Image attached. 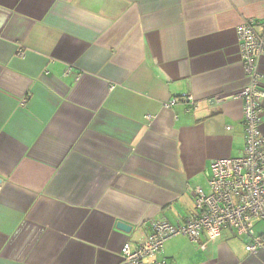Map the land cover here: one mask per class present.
Here are the masks:
<instances>
[{
	"label": "crops",
	"instance_id": "1",
	"mask_svg": "<svg viewBox=\"0 0 264 264\" xmlns=\"http://www.w3.org/2000/svg\"><path fill=\"white\" fill-rule=\"evenodd\" d=\"M246 19L264 34V0H0V264H126L152 222L195 215L245 149ZM246 245L178 236L157 260L264 264Z\"/></svg>",
	"mask_w": 264,
	"mask_h": 264
},
{
	"label": "built area",
	"instance_id": "2",
	"mask_svg": "<svg viewBox=\"0 0 264 264\" xmlns=\"http://www.w3.org/2000/svg\"><path fill=\"white\" fill-rule=\"evenodd\" d=\"M256 24L255 20L246 19L236 31L247 79L245 87L234 95L244 105L246 145L242 156L212 164L208 173L209 192L201 188L194 191L196 213L185 224L175 226L167 221H155L150 224L147 240L134 247L129 242L124 244L121 257L126 264H167L158 261L157 256L169 240L184 236L197 242L205 236L208 242H215L223 230L245 237L246 250L252 255L264 248L263 238L256 233V226L264 221V135L261 132L264 89L259 70V60L264 56V34L257 33ZM181 101L195 105L196 99L185 94ZM177 103L173 99L165 107L172 108ZM201 248L206 249V244Z\"/></svg>",
	"mask_w": 264,
	"mask_h": 264
},
{
	"label": "water",
	"instance_id": "3",
	"mask_svg": "<svg viewBox=\"0 0 264 264\" xmlns=\"http://www.w3.org/2000/svg\"><path fill=\"white\" fill-rule=\"evenodd\" d=\"M2 183L1 179H0V184ZM118 229L123 231V232H126V233H129L130 232V227L127 226L126 224L124 223H118L117 225Z\"/></svg>",
	"mask_w": 264,
	"mask_h": 264
}]
</instances>
